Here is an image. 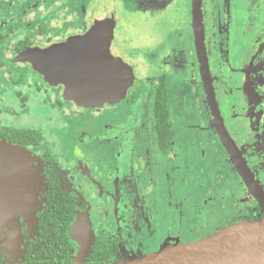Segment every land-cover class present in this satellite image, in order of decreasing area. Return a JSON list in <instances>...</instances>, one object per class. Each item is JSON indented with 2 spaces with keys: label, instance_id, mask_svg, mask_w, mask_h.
Instances as JSON below:
<instances>
[{
  "label": "flooded vegetation",
  "instance_id": "flooded-vegetation-1",
  "mask_svg": "<svg viewBox=\"0 0 264 264\" xmlns=\"http://www.w3.org/2000/svg\"><path fill=\"white\" fill-rule=\"evenodd\" d=\"M32 1L37 4L28 10L15 7L8 21L0 22V74L6 81V85L0 83V141L26 151L34 172L25 175L18 172L21 166L16 171L0 165V264H113L155 252L148 248L192 243L232 224L262 216L257 200L221 142L211 115L195 48L192 0L189 29L197 66V82L194 79L192 84L199 88L192 96L197 145L191 143L189 129L183 128L186 144L194 152L189 155L176 140L178 128L174 126L170 95L173 89L180 88L170 81L171 51L166 42L171 21L165 15L181 0H103L100 18L86 23L88 17L84 15L82 20L78 18L77 26L70 25L71 17H59V0ZM2 2L8 0H0V5ZM201 12L207 66L220 116L264 189V0H202ZM64 20L61 27L58 22ZM96 22L102 25L104 37L100 49L122 59L134 74L127 92L144 87L147 94V102L141 105L152 136L153 172L145 188L148 195L144 194L152 201L149 210L143 200L139 205L134 203L132 193L126 196L127 189L122 184L127 181H121L120 186L112 179L108 187L92 174L80 153L69 156L56 134L42 127L39 105H48L57 112L58 108L63 110L62 100L75 112L84 108L64 100L62 86L48 85L32 68L26 53L83 37ZM237 55L239 63L235 61ZM180 91L176 123L182 122V117L186 123L185 92L182 95ZM132 116V128H137L141 118ZM237 121H243L248 136L244 142L239 140ZM44 134L53 137L50 142ZM13 158L15 154L10 157ZM171 159L172 173L181 171L177 182L182 183L188 174L196 184L195 197L185 198V204L182 196L167 193ZM201 180L206 182L204 187L198 185ZM229 188L233 193L226 196L224 190ZM32 190L35 195L38 191L37 202L32 196L33 203L27 208L21 196ZM239 190L246 199L233 197ZM94 199H100L102 204H93ZM175 199L179 201L171 204ZM217 206L222 215L215 219V226L204 227ZM3 209L11 211V216L6 218L8 214H2ZM93 215L97 216L94 222ZM81 216L87 220L90 234L86 247L73 234Z\"/></svg>",
  "mask_w": 264,
  "mask_h": 264
},
{
  "label": "rangeland",
  "instance_id": "rangeland-1",
  "mask_svg": "<svg viewBox=\"0 0 264 264\" xmlns=\"http://www.w3.org/2000/svg\"><path fill=\"white\" fill-rule=\"evenodd\" d=\"M8 2H11L12 7H10L11 4H8ZM8 2H2L0 5V22L8 21L6 18L9 14L14 13L13 9L15 7H22L28 10L32 5L37 4L36 1L34 2L32 0H8ZM102 2L103 0H59L60 12L62 13V16L59 17L61 19L65 18V20L71 17L72 19H69L70 25L77 26L79 24L77 21L78 18L82 20L85 15L86 18L88 17L85 22L89 23L90 20L100 18L99 12L100 9H102ZM190 8L191 0H181L179 4L171 7L169 12L165 15V18L171 21L166 39V42H168L167 46L171 51L169 66L170 81L173 85H178L177 87L182 89V95L183 92H185V101L187 103V107L185 106V113H183L186 123H184L183 117L182 122L176 123L179 116L177 112L181 91L178 88L173 89L170 100L175 118L174 126L178 128L176 131V140L182 145L180 146L183 149L187 150L186 152L188 155L191 153L194 154V152L192 148L186 144L188 138L186 136L183 137V128L186 126L189 129L190 134H192L191 143L197 145L192 96L194 90L199 88L197 85L192 84L194 79L197 82V66H194L196 62L195 53L192 47L191 30L189 29ZM223 18H226L225 11L223 12ZM58 23H61V27H63L66 21H59ZM18 25L19 24L15 22V27ZM50 36L53 37V34ZM235 61L238 63L240 62L238 55L235 57ZM17 62L21 61L18 59ZM0 83L6 85V81L4 78L2 79L1 74ZM145 92L144 87H140V91L138 90L136 92L129 90L126 98L117 105H103L98 108L84 109L82 112H75L73 108L70 110V105L62 100L60 101L62 102L63 110L58 108L55 113L51 110L50 106L39 105V112L41 115L42 127H46V131H49V133L54 132L56 134L57 137H55L64 145L65 152L68 153L69 156L73 157L75 154L77 155V153H80L85 159L87 167L92 174L108 183V187H111L109 184L112 179L117 180L120 186L121 181H127V183L122 184L123 189H127L125 190L126 196H128V193H132L130 198L133 199V202L139 205L140 200H143L146 204V210H149L152 207V201L149 197H144V194L148 195L145 188H148L147 185L151 181V174L153 172L151 160L153 156L151 152L152 136L150 129H148L149 127L146 126L145 109L141 105L143 101L147 102L148 99ZM131 96L135 97L132 98ZM132 114L141 118H139L140 121L137 124V128H132ZM49 119H52V121L48 122ZM54 123L60 126L56 127ZM236 130L240 133L239 140L244 142L248 136L246 135L243 121H237ZM44 137L48 136L44 134ZM50 138L53 137L50 135L47 138L49 142L51 140ZM201 142L204 144V141ZM65 144L67 145L66 148ZM173 167L174 164L171 159L167 166V173L170 176L167 193L172 197L182 196V204H185L190 195L195 197L194 192L196 190V184L191 182L188 174L184 175L182 183H178L177 179L181 171L175 170V172L172 173L174 170ZM197 173L199 174V171H197ZM36 183H39L38 179ZM214 183L217 185L216 181H214ZM198 185L204 187L206 182L201 180L198 182ZM235 185L234 183L233 188ZM232 189L229 188L224 190L226 192L225 195L228 196L227 193L232 195ZM234 192V198L240 197L246 199L247 197L241 190ZM37 193L38 191L36 190V195ZM22 194L21 199L25 201L27 208L33 203L31 199L32 196H35L34 201H36L35 190H32V193L28 192L27 194ZM14 200H17V198ZM178 201L179 200L175 199L171 204H175ZM93 204L101 205L102 201L100 199H97V201L94 199ZM206 207H209V202L206 203ZM203 208L204 210L207 209L204 206ZM214 209L216 211L211 214L209 219L206 218L207 221H205L204 227L215 226V219L222 215L221 208L217 206ZM6 211L8 214L6 218H8L12 214L11 211L3 209L1 213L3 214ZM93 217L97 216H92L91 220L94 222ZM163 247L165 246L148 248V250L157 252Z\"/></svg>",
  "mask_w": 264,
  "mask_h": 264
},
{
  "label": "water",
  "instance_id": "water-1",
  "mask_svg": "<svg viewBox=\"0 0 264 264\" xmlns=\"http://www.w3.org/2000/svg\"><path fill=\"white\" fill-rule=\"evenodd\" d=\"M201 3L202 0H192V29L203 88L220 140L257 200L262 216L255 221L232 224L199 241L165 246L149 255H138L113 264H264V189L252 175L220 116L207 66ZM101 31L102 25L96 22L83 37L26 53L32 68L48 85L62 86V98L84 109L117 104L134 80L130 67L122 59L113 57L107 49H100L104 39ZM13 154L15 161L10 159ZM31 163L26 151L0 141V165L4 168L17 171L16 168L21 166L22 170L18 172L32 175ZM87 223L81 216L73 228L74 237L81 240L83 247L88 246L90 235L86 230Z\"/></svg>",
  "mask_w": 264,
  "mask_h": 264
}]
</instances>
